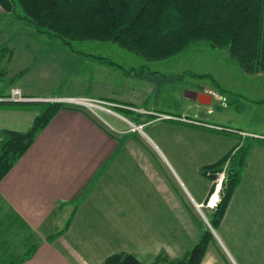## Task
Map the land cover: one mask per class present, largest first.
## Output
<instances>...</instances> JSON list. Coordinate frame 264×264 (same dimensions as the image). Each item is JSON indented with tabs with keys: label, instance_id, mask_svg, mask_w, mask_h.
<instances>
[{
	"label": "crops",
	"instance_id": "crops-1",
	"mask_svg": "<svg viewBox=\"0 0 264 264\" xmlns=\"http://www.w3.org/2000/svg\"><path fill=\"white\" fill-rule=\"evenodd\" d=\"M89 42L109 44L65 45L22 21L0 22V98L18 88L30 98L99 99L133 108L143 126L139 134L119 117L106 114L110 123L105 113L99 120L60 109L0 180V256L18 257L14 264H101L115 253L140 264L160 252L180 258L203 229L198 207L215 193L200 170L248 143L241 180L200 264H264V95L243 91L245 84L264 93V74L253 84L242 73L222 109H210V91L208 105L184 95L194 114L177 115L156 108L171 75L116 47L112 57L92 52ZM38 111L35 103H0V151L3 132L27 131Z\"/></svg>",
	"mask_w": 264,
	"mask_h": 264
},
{
	"label": "trees",
	"instance_id": "trees-1",
	"mask_svg": "<svg viewBox=\"0 0 264 264\" xmlns=\"http://www.w3.org/2000/svg\"><path fill=\"white\" fill-rule=\"evenodd\" d=\"M10 1L12 13L19 5L24 13H14L16 17L46 40H59L65 45L73 41L109 42L146 61L169 58L191 43L206 41L213 47L228 48L231 57L245 72L264 71V0ZM4 103L20 105L25 102ZM30 103L39 107L32 126L25 132H3L5 141L0 151V180L28 150L36 133L60 109L73 108L92 114L83 107H70L60 102ZM114 110L132 118L127 107L120 105ZM249 149V144L245 143L235 153L231 152L200 170L203 177L213 182L212 192L216 189L214 182L217 174L224 170L219 201L206 214L214 231L218 230L230 198L241 180ZM58 234L55 232L50 238ZM215 241L213 231L203 225L197 241L182 257L171 258L160 252L151 264H200L208 245ZM101 264L140 263L129 254L115 253Z\"/></svg>",
	"mask_w": 264,
	"mask_h": 264
},
{
	"label": "rangeland",
	"instance_id": "rangeland-1",
	"mask_svg": "<svg viewBox=\"0 0 264 264\" xmlns=\"http://www.w3.org/2000/svg\"><path fill=\"white\" fill-rule=\"evenodd\" d=\"M14 13L23 15L24 12L19 5H16ZM14 13H12V11L10 13H6L0 8V16H2L0 17V19H2V21L0 22L6 21V23H9V22H16L17 20L21 21L16 17ZM89 43H92V44H87V45H91V49L89 47L86 48L88 50H92V52H99L97 54L104 55L106 53L112 57L113 55L110 54L115 49V47L121 51H126L118 47L116 44H112V43L104 44V46L96 45L94 44V42H89ZM108 45L109 48L107 47ZM102 51L105 53H103ZM130 55L135 59H137L135 55L131 53ZM139 61L147 65H148L147 62H152L149 67L153 68L157 74H161L165 76L171 75L172 78L175 79V81H169V84L162 87V91L164 92H160V96L159 95L156 96V101H158L156 103L157 106L156 108H158L160 111L171 112L177 115L187 114V116L189 117H191L194 114V112L192 111V109L186 110L187 104L183 101V96L187 91L189 90H195L198 92H203L204 90L210 91V93L215 98V101H212L209 105L210 109H215V110L222 109V106H227L228 103H231L235 99L233 90L236 88L238 89L241 88V84L244 83L239 79L242 73L250 74L249 76H247V80L248 83L252 82L253 84L259 82L253 79L254 77H256L257 74L259 73L264 74V71L245 72L238 64V62L233 57H231L228 48L213 47L206 41H198L191 43L183 51L169 58L155 60V61H146L141 58ZM243 89H245L243 90L245 92L244 94L249 97L264 95L263 92L259 93L260 91H257L255 88H252V86L246 87V85L244 84ZM112 110L114 112H117L114 109ZM209 112H211V110ZM103 114L104 115L108 114L118 119V117L113 114H109L103 111L98 112L100 118L102 117L101 115ZM111 116H107V120L110 123H113L116 120H114L113 118H109ZM122 116L135 125H141L138 124L136 120H131L129 117H126L124 115ZM184 120L189 121L188 119H184ZM124 123L126 124L125 126L128 127L129 131H131L132 129L131 126L126 122ZM210 126L213 127L212 125ZM134 132L139 133L138 131H134ZM222 172L224 173V170L219 172L217 174V177ZM214 185L216 187V180L214 182ZM218 196H219V190H218ZM218 201L219 198H217L214 207H209L208 202L204 206L209 208L211 211L212 209L215 208ZM203 207H199L201 210L198 211L199 218L200 220L203 221L205 227L213 231V229L211 228L210 224L206 219L207 212ZM0 233L1 234L4 233L2 227ZM5 254H7V252ZM17 258L18 257H11L10 259L8 255L0 256V264H4L5 261H8L6 262L8 264L10 260L12 259L15 260Z\"/></svg>",
	"mask_w": 264,
	"mask_h": 264
},
{
	"label": "built area",
	"instance_id": "built-area-1",
	"mask_svg": "<svg viewBox=\"0 0 264 264\" xmlns=\"http://www.w3.org/2000/svg\"><path fill=\"white\" fill-rule=\"evenodd\" d=\"M0 101L2 102H60L64 103L66 105L70 106H78V107H83L87 110H89L93 115L99 117L98 112H106L109 114H113L125 121H127L130 126H131V131H138L142 132V125H135L131 123L129 120H127L125 117L120 115L117 112H114L112 109L113 107H117L120 105H117L115 103H111L108 101H103L99 99H93V98H86V97H79V98H30V97H25L21 90L18 88H14L11 90L10 94L4 98H0ZM127 109L134 110L133 108L129 107ZM100 110V111H99ZM100 118V117H99ZM164 118H171L170 116H164ZM217 129H221L220 127H215ZM224 173H220L216 179V186L219 185L221 186V182L224 178ZM208 206L209 207H214L215 202L211 203V198H209Z\"/></svg>",
	"mask_w": 264,
	"mask_h": 264
},
{
	"label": "water",
	"instance_id": "water-1",
	"mask_svg": "<svg viewBox=\"0 0 264 264\" xmlns=\"http://www.w3.org/2000/svg\"><path fill=\"white\" fill-rule=\"evenodd\" d=\"M0 8L6 13H10L13 5L10 0H0ZM208 92V90L205 92L187 91L185 95L191 99H196L201 104L208 105L211 101V95Z\"/></svg>",
	"mask_w": 264,
	"mask_h": 264
},
{
	"label": "bare ground",
	"instance_id": "bare-ground-1",
	"mask_svg": "<svg viewBox=\"0 0 264 264\" xmlns=\"http://www.w3.org/2000/svg\"><path fill=\"white\" fill-rule=\"evenodd\" d=\"M219 189H220V186L217 185V186H216V189H215V194L212 195L213 197H212V199H211V203L217 201V198H218V197H217V193H216V192H217ZM198 208H199V207H198ZM199 209H200V208H199Z\"/></svg>",
	"mask_w": 264,
	"mask_h": 264
}]
</instances>
